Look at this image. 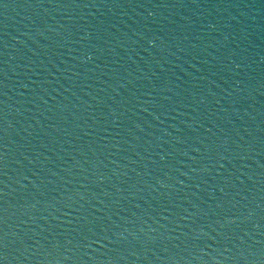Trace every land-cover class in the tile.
<instances>
[{"label":"water","instance_id":"obj_1","mask_svg":"<svg viewBox=\"0 0 264 264\" xmlns=\"http://www.w3.org/2000/svg\"><path fill=\"white\" fill-rule=\"evenodd\" d=\"M0 264H264L204 0H0Z\"/></svg>","mask_w":264,"mask_h":264}]
</instances>
